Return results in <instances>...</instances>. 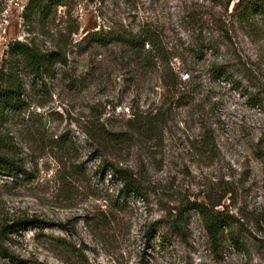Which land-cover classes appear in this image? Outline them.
Returning a JSON list of instances; mask_svg holds the SVG:
<instances>
[{
	"label": "rangeland",
	"instance_id": "1",
	"mask_svg": "<svg viewBox=\"0 0 264 264\" xmlns=\"http://www.w3.org/2000/svg\"><path fill=\"white\" fill-rule=\"evenodd\" d=\"M215 1L67 0L28 35V0H0V61L10 42L30 36L48 49L59 31L68 60L31 103L33 134L17 138L30 177L0 176V226L40 222L8 235L19 261L0 264H264V244L247 232L241 252L224 243L213 254L191 209L219 204L246 223L264 208V19L240 24L229 17L232 3L224 13L229 0ZM144 20L163 37L172 71L194 77V92L182 104L167 99L155 139L102 150L86 132L98 123L125 131L165 92L155 75H132L120 47L75 43L92 31L138 30ZM118 169L135 175L139 194L123 186Z\"/></svg>",
	"mask_w": 264,
	"mask_h": 264
},
{
	"label": "trees",
	"instance_id": "2",
	"mask_svg": "<svg viewBox=\"0 0 264 264\" xmlns=\"http://www.w3.org/2000/svg\"><path fill=\"white\" fill-rule=\"evenodd\" d=\"M67 0H28L23 8V24L27 33L33 34L36 28H42L51 21L58 7L66 6ZM93 2L94 0H87ZM220 0L214 2L219 6ZM232 3V4H231ZM231 4L229 17L238 23L250 25L264 19V0H229L224 5V13H227ZM255 26V25H254ZM138 30H128L124 27H116L107 31H92L87 33L76 46H83L84 50L90 48H113L120 47L127 59L126 68L134 76H147L153 74L157 83L165 94L160 105L147 108L137 115H132L128 120L129 126L125 131H111L105 124L98 123L92 131L86 132L88 138L98 143L102 150L109 151L124 144H132L136 139L153 140L160 134L165 124L166 112L163 107L168 98L175 100L177 104L186 102L194 92L195 81L191 74L187 79H182L170 68V53L163 37L153 24L144 20L138 25ZM77 30L71 31V34ZM58 37L49 41L51 48L42 49L35 39L28 36L25 40H14L7 45V49L0 61V176L16 178L18 175H27L24 169V159L21 155V147L17 138L33 134L31 120L28 111L31 103L43 94L46 81L63 75V69L67 66V43ZM213 74L220 78L224 76L222 65L213 64ZM73 84V81H70ZM13 127H19L18 131ZM120 181L123 186L133 194H139L141 187L135 175L127 169H118ZM24 179L23 177H20ZM219 204L194 203L191 209L201 218L207 238L213 254L219 252L222 244L231 245L237 251L244 249L245 237L249 236L264 244V208L252 214L246 223L233 215L218 210ZM170 223L173 232L179 228L177 215ZM40 224L36 219L18 218L11 224L3 223L0 226V260H17L6 245L9 234L17 233L26 226ZM259 238V239H258ZM257 242V243H258ZM260 248V245H257ZM262 247L260 253L264 254ZM244 255L248 254L243 253Z\"/></svg>",
	"mask_w": 264,
	"mask_h": 264
}]
</instances>
